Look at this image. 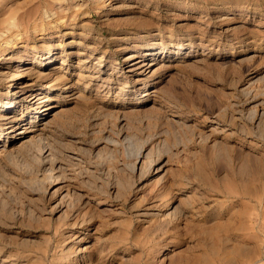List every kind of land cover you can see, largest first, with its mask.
<instances>
[{
  "label": "rangeland",
  "instance_id": "1",
  "mask_svg": "<svg viewBox=\"0 0 264 264\" xmlns=\"http://www.w3.org/2000/svg\"><path fill=\"white\" fill-rule=\"evenodd\" d=\"M0 71V264H264V0H0Z\"/></svg>",
  "mask_w": 264,
  "mask_h": 264
},
{
  "label": "bare ground",
  "instance_id": "2",
  "mask_svg": "<svg viewBox=\"0 0 264 264\" xmlns=\"http://www.w3.org/2000/svg\"><path fill=\"white\" fill-rule=\"evenodd\" d=\"M51 52V51H50ZM52 53H49L47 56L48 57H52V56H50ZM124 61H126L127 63H126V68H127V70L128 71H131V70H134V69H141V70H145V68H144V61H141L140 59H137V60H133V55H126L125 57H124ZM29 62H31V61H29L28 59H23V64H27V63H29ZM44 63H45V65H47V64H49L50 63V61H48V60H44L43 61ZM22 64V66H20L19 68L17 67V69L15 70V72L13 73V75H12V81L10 82V85H11V87L10 88H8V90H12V85L14 84V83H18L19 84V82H21L20 81V79H21V77L20 76H22V75H26L29 71H30V69H31V67H29V66H24ZM0 74H4L3 72H1L0 71ZM18 81V82H17ZM30 84L31 83H24L22 86H24V87H28V86H30ZM17 87V85L16 86H14V88H16ZM33 97H36V94L35 95H33L32 96V98ZM50 99H49V93H44V94H41L40 96H37L36 97V101H38L39 103H41V102H48ZM6 106H7V108H12L13 106H15L14 104H13V102H10V103H7L6 104ZM46 108V107H45ZM47 108H49V107H47ZM46 108V109H47ZM46 109H44V110H46ZM43 110V109H42ZM16 122V120L15 119H11L7 124H5L4 125V127H2L3 128V130L5 131L6 129H7V131L5 132V136H7L8 135V132L9 131H13V130H15V123ZM29 131H33L34 129H32V128H29L28 129ZM4 131H0V135H3L4 134ZM25 132H27L26 131V129H18V131L16 132V134H18L19 136V138L20 137H22V136H24L23 134L25 133ZM11 136H16V135H11ZM45 146V145H44ZM43 147V146H42ZM40 155H41V157H43L45 160H48V159H50V156H51V151H50V149L49 148H47V147H43L42 149H41V152H40ZM141 149H139V151L137 152V154H136V157H137V159H136V161H135V163H134V168L136 167V164H138L139 162H140V158H141ZM71 158H73V159H77L76 158V156H71ZM145 160H147V159H145ZM145 160H142L141 162H140V165L142 164V163H144L145 162ZM148 161V160H147ZM142 166V165H141ZM138 167V166H137ZM73 190V189H72ZM73 192H75V190L73 191ZM75 193H77V195L76 196H78V195H82L81 194V192H75ZM74 193V194H75Z\"/></svg>",
  "mask_w": 264,
  "mask_h": 264
}]
</instances>
